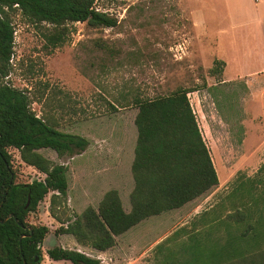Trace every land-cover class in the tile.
Listing matches in <instances>:
<instances>
[{
    "label": "rangeland",
    "instance_id": "374dc122",
    "mask_svg": "<svg viewBox=\"0 0 264 264\" xmlns=\"http://www.w3.org/2000/svg\"><path fill=\"white\" fill-rule=\"evenodd\" d=\"M223 5V0H97L98 11L118 20L114 28L86 22L56 28L34 23L20 10L10 12L15 46L4 82L24 91L39 117L93 146L73 158L39 150L52 165L68 168L69 184L67 197L54 205V217L51 192L28 218L31 225L50 229L41 264H71L47 255L57 246L76 250L75 238L57 236L56 230L88 207L98 209L108 191H118L125 211L131 210L137 102L180 89L189 91L220 184L117 237L102 264H251L264 251V105L246 104V80L238 79L264 69V17L247 33L238 16V30L230 40L223 32ZM194 9L205 11L207 30L201 38L193 27ZM63 29V42L52 44L50 37ZM216 61L228 66L215 72ZM230 78L237 80L220 83ZM9 151L17 183L45 178L22 161L18 150ZM238 211L246 215L245 222L261 223L257 232L244 234L245 223L230 219ZM230 239L235 248L251 250L245 259L216 261L213 254L228 248Z\"/></svg>",
    "mask_w": 264,
    "mask_h": 264
},
{
    "label": "trees",
    "instance_id": "16d2710c",
    "mask_svg": "<svg viewBox=\"0 0 264 264\" xmlns=\"http://www.w3.org/2000/svg\"><path fill=\"white\" fill-rule=\"evenodd\" d=\"M97 0H0V264H41L42 245L50 229L31 225L28 218L53 192L51 214L60 198L68 195V168L52 165L39 150L55 151L59 157L81 155L89 141L81 136L60 131L31 109V100L22 90L4 82L11 72L14 55L15 29L10 12L20 10L34 23H48L56 28L67 23H88L95 28H114L118 20L96 9ZM66 37L57 31L50 41L57 45ZM213 71L222 70L224 62L216 61ZM188 90L137 102L135 119L137 143L132 164L134 189L130 195L131 210L125 211L118 191H108L98 209L88 207L81 215L56 230L69 235L78 244L98 252L116 246V238L141 222L177 210L206 196L219 184L210 150L205 143ZM9 149H16L22 161L45 175L42 180L17 183L13 158ZM264 169V166L260 171ZM253 183V182H252ZM230 219L245 223L244 234L258 231V223L245 222L242 212L230 214ZM261 226V223L260 225ZM260 233H256L259 235ZM220 253L216 261L234 257L245 259L243 250L235 248L234 240ZM52 261L71 264H102L98 258L78 250L60 246L47 250ZM255 257L259 262L255 263ZM251 264H264V251ZM185 264H198L196 260Z\"/></svg>",
    "mask_w": 264,
    "mask_h": 264
},
{
    "label": "crops",
    "instance_id": "0c3cea01",
    "mask_svg": "<svg viewBox=\"0 0 264 264\" xmlns=\"http://www.w3.org/2000/svg\"><path fill=\"white\" fill-rule=\"evenodd\" d=\"M223 10L222 12L226 14L227 20V28L223 30L224 34L228 35L229 39H235L236 31L238 30L239 18H243L244 27H247V33L249 32V26L255 21L262 20L264 17V0H223ZM196 9V8H195ZM192 10V22L195 32L198 37H204L206 34L207 26L204 19L203 10ZM252 44V43H251ZM252 48L254 45L252 44ZM255 49V48H254ZM228 66L227 62L225 68ZM252 75L245 76L242 78L238 77L240 80H246L247 93L248 96L245 99L246 104H263L264 105V69L259 71H255L254 73H249ZM237 78H230V80H223L220 83H234ZM139 112V110H138ZM138 114V113H137ZM136 114V116H137ZM136 119V117H135ZM135 122V121H134ZM138 137V135H137ZM96 139V138H95ZM137 143V142H136ZM92 144L89 145V149H92ZM136 147V146H135ZM96 148V146H95ZM135 153V150L133 154ZM135 157V156H134ZM220 181V179H219ZM75 249L86 253L87 255L98 258L101 261L105 258H108L109 251L107 252H96V254H92L89 248L81 247L78 244H75ZM103 263V262H102Z\"/></svg>",
    "mask_w": 264,
    "mask_h": 264
},
{
    "label": "built area",
    "instance_id": "2783aa9c",
    "mask_svg": "<svg viewBox=\"0 0 264 264\" xmlns=\"http://www.w3.org/2000/svg\"><path fill=\"white\" fill-rule=\"evenodd\" d=\"M180 51H182L183 52V48L182 47H180ZM194 111V110H193Z\"/></svg>",
    "mask_w": 264,
    "mask_h": 264
},
{
    "label": "bare ground",
    "instance_id": "6f19581e",
    "mask_svg": "<svg viewBox=\"0 0 264 264\" xmlns=\"http://www.w3.org/2000/svg\"><path fill=\"white\" fill-rule=\"evenodd\" d=\"M218 171V170H217Z\"/></svg>",
    "mask_w": 264,
    "mask_h": 264
}]
</instances>
